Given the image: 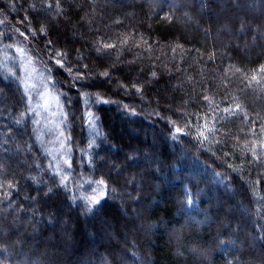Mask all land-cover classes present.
I'll return each mask as SVG.
<instances>
[{
  "label": "trees",
  "instance_id": "16d2710c",
  "mask_svg": "<svg viewBox=\"0 0 264 264\" xmlns=\"http://www.w3.org/2000/svg\"><path fill=\"white\" fill-rule=\"evenodd\" d=\"M58 8L0 0V15L37 50L54 62L67 54L55 89L72 154L64 188L19 65L14 75L0 65V262L264 264V164L249 151L264 141V0H60ZM104 44L115 47L97 52ZM237 104L239 115L224 112ZM89 111L100 122L96 139ZM205 124L217 131L201 146L196 126ZM176 127L187 134L173 140ZM82 149L92 151L88 166ZM82 177L106 182L98 206L77 192Z\"/></svg>",
  "mask_w": 264,
  "mask_h": 264
},
{
  "label": "rangeland",
  "instance_id": "374dc122",
  "mask_svg": "<svg viewBox=\"0 0 264 264\" xmlns=\"http://www.w3.org/2000/svg\"><path fill=\"white\" fill-rule=\"evenodd\" d=\"M0 21H2V23H0V34H3L0 35V60L5 61V57H8L6 62L3 63L5 69L8 68L7 71L11 69L12 65H14L13 60L14 62L16 61L19 65V68L21 69L20 71L22 79L24 78L25 73L21 65L27 63L28 60L32 61V64L29 66V71H31L33 67L36 70L34 73H32V82L37 84V89L29 93V95H31L32 97L30 107L32 109H35L34 112L30 111V113L34 117L33 119L36 122L38 135L42 137L43 141L46 144V148L49 150L51 155L55 157L53 163H55V165H59L60 168L63 169V173H67L71 168H68L67 165L63 163V161L67 159L72 165V161L70 160L72 154H70V150L66 141L67 138L64 133L65 118L61 115V113H65V111L62 102L61 100H59V104L62 107H58L56 103H52L47 111H45L42 107H37L38 104L42 103L39 92L44 91L45 84H47L48 86L47 90L51 97H56L58 95L55 89V84L58 82V78L56 79L55 70L61 71L60 69H58L61 67L54 61H51L52 59L45 55L43 52L37 50L36 47H34L32 44L33 38L31 40V36L27 33H24V31L18 25H10L2 15H0ZM21 33H24V35H21ZM6 45H11V47L6 48ZM17 48H23L25 50L24 54L20 55L19 53H17ZM49 69H51V72L48 71ZM73 80L75 82L77 79L74 78ZM88 113L86 117V126L91 137L96 139L97 135H95V132H100V122L98 118L94 116L96 118L95 127L90 125L88 121ZM61 131L63 132V136H60ZM61 143L64 144L63 148H61ZM81 152L84 156V160L79 162V164L81 165L82 163H84L88 166V164L91 163L92 151L91 149H82ZM89 181L92 180L83 177L81 178V182H83L84 184L78 181L79 185H77V192H79V194L83 198L92 196L94 194L92 189L97 187L95 183H89ZM187 195V201L189 198L193 201L191 205L187 203V208L189 211H194L198 204L196 195L192 192H188ZM62 234L64 235V239L68 242V236L69 234H71V231H65L63 229ZM102 234L105 233L103 232ZM102 234L97 235L101 236ZM64 243L65 242L60 244L66 250V246H64ZM95 249L96 248H94V250ZM223 249L232 250V248L228 244L223 245ZM86 251H88V249H86ZM83 254H86V252H83Z\"/></svg>",
  "mask_w": 264,
  "mask_h": 264
},
{
  "label": "snow or ice",
  "instance_id": "6c2138e0",
  "mask_svg": "<svg viewBox=\"0 0 264 264\" xmlns=\"http://www.w3.org/2000/svg\"><path fill=\"white\" fill-rule=\"evenodd\" d=\"M60 3V0H56V4H57V10L59 11L58 5ZM48 8L52 7V4L49 3L47 5ZM0 23H2V21H0ZM18 31V30H17ZM42 32H44V29H41ZM3 35V34H0ZM21 35H24V33H21ZM49 44H51V41H49ZM7 47H11V45H6ZM115 47V45L112 44H104L103 48H97V52H102L104 48H112ZM16 52L19 53L20 55H23L25 50L23 48H17ZM60 58L55 60V63L57 65H59L61 68H63L65 66V58H66V53H58L57 54ZM8 59V57H5V61H0V65H2L3 63L6 62V60ZM32 64L31 60H28L27 63H24L21 65L25 76L22 80H20V85L23 87L24 89V98L26 100V102L30 105L31 104V100L32 97L31 95H29L30 92L35 91L37 89V84L32 82V73H34L36 70L33 67L31 69V71H29V66ZM85 67H87L85 65ZM69 71V73H71V66L68 67L67 69ZM9 71V75H14V73H12L11 69L8 70ZM49 72H51V69L48 70ZM261 71L264 72V67L261 68ZM105 77H109L110 78V74L108 72H105L103 74ZM153 76H155V73H153ZM81 79L83 78V75L81 74ZM256 78L253 77V80H255ZM48 86L47 84H45L44 86V91L39 92V96L40 99L42 101V103L38 104L37 107H42L45 111H47L49 109V107L51 106L52 103H56L58 107H62L59 104V100H60V96L57 95L56 97H51L48 90H47ZM0 91H2V89H0ZM137 91H141V89L137 88ZM205 99L207 100L208 98L205 97ZM87 102V101H86ZM92 103H108L109 101L107 100H102L99 97H97L95 100L91 101ZM70 103V101H69ZM29 111L34 112L35 109H32L31 107H29L28 109ZM242 109L241 106L239 104L236 105L235 108H226L224 109V112L228 114V116H235V115H239L241 113ZM134 114V113H133ZM61 115L65 118L66 120V113H61ZM24 116V113H21V117ZM95 117L94 115L89 112L88 113V121L89 124L92 125L93 127H95ZM16 123L19 125L22 123V119H17ZM187 124V122H186ZM196 131H197V136L195 137L197 139V141L201 144V146H203L204 143H208L210 142V137L215 136V133L217 131V129L215 128V126L213 127H207V125H197L196 126ZM175 135L172 137L173 140H176L178 136L180 135H185L187 133L184 132L183 129H181L180 127H176L175 128ZM95 135L99 136L100 133L98 131L95 132ZM60 136H63V132H60ZM217 143H221V141H216ZM90 147L95 146L94 145V141L92 143H90L89 145ZM64 147V144L61 143V148ZM257 149H259V151H257ZM249 151L252 153V161L253 162H257V163H262L264 164V141L260 142L258 145L253 146L251 149H249ZM50 154V153H49ZM227 155V154H225ZM55 159V157H54ZM63 163L65 165H67L68 168H71V163L69 160L65 159L63 161ZM50 168L53 167L52 164L49 165ZM57 168V171L54 173V175H58L61 177L60 179V186L67 188V181H68V177L67 175H61V173L63 172V169L60 168L59 165L55 166ZM0 169H2V166H0ZM217 176H219V174H215ZM89 183H95L97 185L96 188L92 189L93 191V195L90 197H86L85 199L88 201L89 205L92 206H98L101 203V200L107 195V191H108V186L106 184V182L103 179L97 180V181H89ZM4 185L0 184V188H3ZM9 188H11V185H8ZM49 191H51V189H49ZM260 199H264V197H261ZM0 203H3V201H0ZM187 203L189 205H191L193 203V201L189 198ZM87 211L91 212L93 211V207H88ZM221 243H224L223 241H221ZM0 264H2V262H0Z\"/></svg>",
  "mask_w": 264,
  "mask_h": 264
}]
</instances>
